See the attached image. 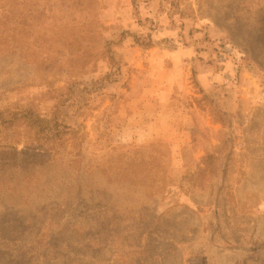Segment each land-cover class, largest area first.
I'll return each instance as SVG.
<instances>
[{"label":"rangeland","instance_id":"rangeland-1","mask_svg":"<svg viewBox=\"0 0 264 264\" xmlns=\"http://www.w3.org/2000/svg\"><path fill=\"white\" fill-rule=\"evenodd\" d=\"M0 264H264V0H0Z\"/></svg>","mask_w":264,"mask_h":264},{"label":"crops","instance_id":"crops-1","mask_svg":"<svg viewBox=\"0 0 264 264\" xmlns=\"http://www.w3.org/2000/svg\"><path fill=\"white\" fill-rule=\"evenodd\" d=\"M154 87V86H153ZM173 88V87H172ZM172 88H168V87H166L165 89H163L162 91V94H163V96H165L166 98H167V95H170L172 98H174V96H173V93H175V95H177V93L176 92H178V89L176 88L174 91H172ZM152 89V88H151ZM150 88H149V90H151ZM176 98H178V96L176 97Z\"/></svg>","mask_w":264,"mask_h":264}]
</instances>
